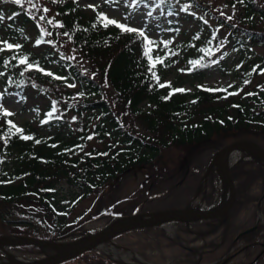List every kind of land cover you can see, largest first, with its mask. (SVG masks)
I'll return each instance as SVG.
<instances>
[{
    "label": "trees",
    "instance_id": "obj_1",
    "mask_svg": "<svg viewBox=\"0 0 264 264\" xmlns=\"http://www.w3.org/2000/svg\"><path fill=\"white\" fill-rule=\"evenodd\" d=\"M44 1L54 7L57 18L52 20L56 27H49V32L54 36L61 35L78 49L91 63L100 82L107 83L118 102L150 132L151 137L127 130L125 122L120 119L121 115L104 98V86L93 77L85 76L71 61L58 56L48 46L42 32L33 22L31 11L29 14L21 5L0 0V14L4 16L0 26L5 25L8 30V43L21 40L20 49L0 51L3 91L15 93L22 101L23 108L28 109V96L23 93L26 86H33L44 95L43 85L48 83L54 86L72 80L76 88L63 95V107L59 106L58 110L64 115L70 113L72 117H84L86 121H81L83 126L77 122V132L67 131L68 123L63 116H57L54 102L34 104L31 109L36 116L23 126L8 122L10 120L4 115L0 116V157L9 152L15 154L10 163L0 161L2 226H32L23 219L10 220L8 216L11 212L4 210L7 207H22L31 202L54 212L52 196L56 189L54 183L58 180L79 188L82 196H87L103 189L126 171L140 166L170 171L172 177L178 178L177 185L183 186L203 176L211 158L220 149L216 147L211 150L206 164L200 166L199 158L202 152L210 150L209 143L212 140H218L227 133L250 136L251 132L256 131L264 134V87L251 85L253 75L257 76L264 69V59L253 51V48L264 47V9L257 2L229 0V4L234 8L239 7L243 15L237 26H229V37L225 43L227 50L219 54L220 59L216 60L211 52L217 44V35L213 39L214 32L203 17L195 22V30L188 34L181 29L182 17L175 5L186 7L187 10L183 11L186 13L188 8L207 11L205 2L166 0L161 4L160 0H154L155 6L159 8V19L166 23L167 30L175 34V38L167 43L163 60L167 67L198 79L204 70L214 64L224 65L231 53L238 62L230 68L224 66L228 74L236 73L239 64L244 61L258 62L254 68L251 66L250 71L236 73L239 80L233 87L221 90L197 87L188 104L186 93L176 91L174 86H159L158 73L149 70V57L144 53L139 35L126 34L114 25L105 27V21L98 19L101 11L81 8L75 0H56L55 3L52 0ZM111 2L114 0H107V3ZM170 14L176 19L164 21L163 18ZM187 19L183 17L184 21ZM37 40L41 43L37 44ZM28 47L41 48L43 54L35 53ZM24 57L27 59L22 65L19 60ZM29 62L33 64L30 69L27 67ZM52 64L56 65L61 76L43 74V70ZM237 64L239 66L236 67ZM145 101L153 105L150 112H143L140 108ZM24 136L30 139H24ZM88 137L95 139L101 146L89 147ZM166 154L169 158L163 160ZM9 165L11 168L8 170ZM230 172L236 189V202L227 218L201 222L202 226L196 231L179 230L180 244L167 238L159 226L130 231L113 240L132 237L128 248H123L142 257V253L150 255L154 264H204L223 257L239 243L245 248L244 253L257 249L260 253L264 250V221L260 223L257 215L261 213L264 216V167L246 159L237 162ZM212 199L206 201L207 207L212 205ZM164 209L138 207L131 215ZM60 213L56 212L57 215ZM120 217L123 216L113 217L109 212H100L72 230H79L78 234L82 236L97 229L99 223L103 222L101 227L104 228ZM56 227L57 231L62 228ZM254 227L255 231L241 236ZM29 237L53 240L37 235ZM171 247L175 249L173 255L166 252ZM15 249L37 253L41 250L35 246Z\"/></svg>",
    "mask_w": 264,
    "mask_h": 264
},
{
    "label": "rangeland",
    "instance_id": "obj_2",
    "mask_svg": "<svg viewBox=\"0 0 264 264\" xmlns=\"http://www.w3.org/2000/svg\"><path fill=\"white\" fill-rule=\"evenodd\" d=\"M75 1L81 8H95L110 19H115L129 27L142 29L145 33L144 37L140 36L139 31L136 33H128L124 30V32L126 34H135L141 37L144 53L147 58L149 57V70L151 72L156 71L158 73L160 80L159 86L161 88L174 86L176 89H184L181 93H186L188 95V104L191 102V95L196 92L197 87H204L209 90L227 89L230 88L229 85L233 87L238 84L237 80H239L236 73L250 71L251 66L254 68V65H258V62L255 60L254 62L244 61L242 64H239L240 67L237 68L235 71L236 73L228 74L226 69H224V66L226 65L227 68H230L238 62H236L237 58L234 60V54L231 53L224 65L214 64L210 68L204 70L203 74L198 77V79L190 76L187 77L184 74H179L176 68L167 67L165 65L164 59L166 56L165 53L167 52V43L165 42H168L170 39H174L175 34L174 32L167 30L166 23H163L162 20L159 19V8L155 6L154 0H144L143 3L136 7L130 6L131 0H114V2L111 3H106L107 0ZM201 1L205 2L208 7L207 11L206 9L197 7L198 9L194 8L195 10L188 8L187 13L183 11L181 12V8L178 7V4H175L177 6L176 8L180 10L179 14L182 17V21L180 20V26L181 29L190 34L196 28L195 22H197L200 17H203L204 21H206V23L213 30L214 34L217 35V44L211 52V55L214 56L216 60H219V54H223L227 50L225 43L229 37V26H237L241 20L243 12L239 7H236L238 9L236 10V8L231 6L229 4V0ZM253 1L257 2V4L264 9V0ZM33 2L38 6L37 8H32L26 3L22 7H24L28 13L31 11L33 22L42 32L45 40L48 42V46L54 50L58 56L71 61V63L85 76L93 77L95 80L100 82L99 77L93 71L94 69H92L91 63L80 54L77 48H75L61 35L54 36L51 32H49V27H56L55 22L51 24L47 22L48 20H57L54 7L44 0H33ZM89 5H92L93 7H89ZM44 8H47L48 12H44ZM151 11L152 15H148ZM40 16H44L45 19L40 20ZM184 16L188 18L186 21L183 20ZM228 17H232V19L229 20ZM167 19L175 20L176 17L170 14L163 18L164 21ZM219 24L222 25L220 26ZM48 33L51 35H48ZM8 34L9 33L5 28V25L0 26V41L9 42L10 38ZM221 41H223L222 47L220 46ZM12 44H21V40H18L16 43L13 42ZM0 47H3V45H0ZM28 49L33 50L35 53L41 52V54H43L41 48L28 47ZM253 51L254 54L264 59V47L253 48ZM239 65L237 64L236 67ZM57 71L56 65L52 64L43 70V74L48 75V73H51L61 76ZM65 76H67V73ZM100 83L104 86V98L106 97L107 101H109L113 106V109H116L115 112H118L121 115L120 119L125 122L124 125L127 130H132L135 133L146 135L147 138H150V132H147L144 126H142L137 119L130 115L127 108L122 103L118 102L113 92L110 91L107 83ZM257 84L259 87H264L263 68L259 71L257 76L253 75L252 77L251 85L255 86ZM69 85H74V87H70ZM161 85H163V87ZM74 88H76V86L72 80H66L58 85L54 84V86L47 83L42 86L44 93H47L43 95L37 90V88L33 86H26L23 93L28 96V109H24L22 101L18 99L15 93L3 91L2 82L0 80V95H2V99H0V105H2V107H0V116L4 115L8 118V120H10L8 122H12L17 126H23L32 122L35 118V111L31 109L34 104L45 105L49 102H54L55 113L57 116H63L65 121L68 123L66 127L67 131L71 130L72 132H77V122H79L80 126H83L81 125V121L86 123L84 117H72L70 113L64 115L61 110H58L59 106L63 107V95L66 94L68 90ZM152 106L153 105L145 101L140 105V108L143 112H150L153 109ZM7 112L12 113L13 115H6L5 113ZM152 137L154 139L153 135ZM237 140H250L264 148V134L256 131L251 132L250 136H246L242 133H227L218 140H212L209 143L210 150L202 152L199 158L200 166L201 164H206L211 155V150L216 147H220L221 149L222 147ZM88 146L100 147L101 145L95 139L91 138L88 142ZM241 156L245 155L242 153H234L230 160L231 162H235ZM14 157L15 154L12 152L5 153L0 157V161H7L10 163ZM167 158H169V156L166 154L163 160ZM2 167H5V165ZM9 168H11L10 165L7 169L9 170ZM172 175L173 174L170 171L162 172V170L158 171L156 169L137 166L136 168L126 171L123 175L118 176L103 189L95 190L87 196H82L83 194L79 188H76L63 180H58L57 183H54L56 184V189L54 195L52 196L53 203L55 205L54 212H50L43 206H39L38 204L31 202L25 203L22 207L12 206L11 208H4L5 212H11V215L9 214L8 216L10 220L23 219L30 222L32 226L29 228H18L10 225L5 227L0 224V235H3V233H12L14 236L17 234L22 236L37 235L39 237L53 239L52 241L55 242H70L84 238L87 235L101 230L103 222L96 226L97 229H92L82 236L78 234L79 230L75 232L72 230L73 227L87 222L90 218L100 212H109V214L113 217H124L130 216L138 207L145 209H166L171 206H182L181 208H184L192 202L194 208L202 207L203 210H213L222 204L224 189L221 181L218 179L214 171L210 172L209 176L206 177V180L203 178V174L200 179L190 181L183 186L177 185L178 178L172 177ZM211 197L213 198L211 201L212 205L207 207L206 201ZM57 211H61V213L57 215ZM257 216L259 217L260 223H263L264 216H262L261 213H258ZM114 221L115 220L112 222ZM56 226L62 228L57 231ZM200 226H202L201 222H168L159 225V227L164 231L166 237L176 244H180L178 240L179 230L190 229L196 231V229ZM130 240H132V237L128 236L121 237L115 241L112 240L104 245H107V247L112 246L114 248V252H107L104 247L101 246L99 249H95L90 253H85L63 264H154V259H152L150 255L146 256L145 253H142L144 255V257H142L135 252L123 248L124 246H128L127 244ZM254 241L256 240L254 239ZM259 244H261V242ZM244 249L245 248L242 247L240 243L236 244L223 257L204 264H264V250L260 253L259 249L244 253ZM5 250H7V252L15 258L18 257L31 261L54 255V253L45 250H40L38 253L29 250L23 251L6 248ZM174 250L175 249L171 247L168 248L166 252H170L173 255L175 254ZM253 256L255 258L250 260ZM0 261H4L0 264L10 263L9 259L4 255L2 250H0ZM166 264L170 263L166 262Z\"/></svg>",
    "mask_w": 264,
    "mask_h": 264
},
{
    "label": "water",
    "instance_id": "obj_3",
    "mask_svg": "<svg viewBox=\"0 0 264 264\" xmlns=\"http://www.w3.org/2000/svg\"><path fill=\"white\" fill-rule=\"evenodd\" d=\"M234 153H242L246 158L264 167V163L262 162L264 161V148L253 141L237 140L219 149L207 165L203 177L206 180L210 171L215 170L218 179L223 185L226 197L223 198L222 204L216 209L203 210L202 207L194 208L191 202L184 208L156 210L132 216H124L93 234L70 242H55L28 236L0 235V250L9 259V264L18 263L9 256L5 248L14 249L23 246H35L41 250L54 253L53 256L37 259L32 264H62L89 251L99 249L115 237L130 231L159 226L168 222L194 223L225 219L228 217L236 202V189L230 172L234 164L237 163L236 161L231 162L230 160ZM241 160H245V158H241ZM255 229L256 227L247 230L241 236L251 233Z\"/></svg>",
    "mask_w": 264,
    "mask_h": 264
},
{
    "label": "snow or ice",
    "instance_id": "obj_4",
    "mask_svg": "<svg viewBox=\"0 0 264 264\" xmlns=\"http://www.w3.org/2000/svg\"><path fill=\"white\" fill-rule=\"evenodd\" d=\"M3 2H8V0H3ZM10 2L16 3V4L21 5V6H23V5L26 3V4L30 5L32 8H37V7H38V6L33 2V0H10ZM52 2L55 3L56 0H52ZM165 2H166V0H160V3H161V4H164ZM240 2H243V0H240ZM141 3H143V0H131V6H133V7H136V6H138L139 4H141ZM89 7H93V6H92V5H89ZM181 10H182V11H186L187 9H186V7H182ZM43 11H44V12H48V9H47V8H44ZM148 15H152V13H148ZM3 19H4L3 14H0V21H3ZM9 19H11V17H9ZM39 19H40V20H44L45 17H44V16H40ZM98 19H102V20L105 21V24H104L105 27H107L108 25H114V26H116V27H118V28H120V29H122V30H125V31L128 32V33H136V32L139 31L140 36H142V37L145 36V33H144V31H143L142 29H137V28H135V27H129V26H126L125 24L120 23V22H118V21L115 20V19H110V18L104 16L103 13L98 14ZM228 19L231 20L232 17H228ZM47 22L50 23V24L53 23V21H51V20H48ZM205 22H206V21H205ZM217 31H218V29H217ZM48 35H51V34L48 33ZM65 35H67V33H65ZM145 38H146V37H145ZM213 39H215V34H213ZM36 43L39 44V43H41V41H40V40H37ZM153 43H154V42H153ZM165 43H168V42H165ZM208 43L211 44L212 41L209 40ZM0 45H3V47H0V51L14 50V49H20V48H21V45H20V44H11V43H8L7 41H0ZM220 46H221V47L223 46V41L220 42ZM14 58H15V57H14ZM222 58H223V57H221V59H222ZM26 59H27L26 57L21 58V59L19 60V63L22 64V65L25 64ZM5 63H7V62H5ZM27 67L30 69V68L33 67V64H32L31 62H29V63L27 64ZM254 70H255V69H254ZM48 74L51 75V73H48ZM0 75H2V73H0ZM21 75H23V73H21ZM153 75L155 76V73H153ZM245 83H247V81H245ZM69 86H70V87H74V85H69ZM161 86L163 87V85H161ZM229 87H231V85H229ZM176 91L183 92L184 89H176ZM232 94H235V93H232ZM247 95H253V94H252V93H248ZM0 99H2V95H0ZM0 107H2V105H0ZM5 114H6V115H13V114L10 113V112H7V113H5ZM49 115H51V113H49ZM73 119H75V118H73ZM17 131H19V129H17ZM23 138H24V139H30V137H28V136H24ZM88 138L91 139V137H88ZM39 142H40V141H36V143H39Z\"/></svg>",
    "mask_w": 264,
    "mask_h": 264
},
{
    "label": "bare ground",
    "instance_id": "obj_5",
    "mask_svg": "<svg viewBox=\"0 0 264 264\" xmlns=\"http://www.w3.org/2000/svg\"><path fill=\"white\" fill-rule=\"evenodd\" d=\"M263 163H264V161H262ZM224 198L226 197L225 196V192H224ZM103 247H104V249L107 251V252H114V248L112 247V246H110V247H107V245H102ZM9 254V253H8ZM9 256L11 257V258H13V260L15 261V262H17L18 264H32L33 263V261H31V260H26V259H23V258H15V257H13V256H11V254H9ZM1 262H4V261H0V263Z\"/></svg>",
    "mask_w": 264,
    "mask_h": 264
}]
</instances>
